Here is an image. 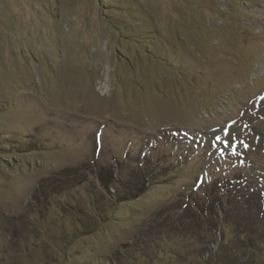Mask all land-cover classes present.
Returning <instances> with one entry per match:
<instances>
[{"label": "rangeland", "instance_id": "obj_1", "mask_svg": "<svg viewBox=\"0 0 264 264\" xmlns=\"http://www.w3.org/2000/svg\"><path fill=\"white\" fill-rule=\"evenodd\" d=\"M92 163L110 189L73 187ZM213 186L245 214L167 264L225 241L264 264V0H0V264H144L142 223L175 203L204 226Z\"/></svg>", "mask_w": 264, "mask_h": 264}, {"label": "trees", "instance_id": "obj_2", "mask_svg": "<svg viewBox=\"0 0 264 264\" xmlns=\"http://www.w3.org/2000/svg\"><path fill=\"white\" fill-rule=\"evenodd\" d=\"M91 171H93L92 174L94 177V180L91 182V184L97 183V185H100L102 188L110 189L112 187L111 184L116 181L112 178L113 176H111V174L104 175L103 172L95 165V163H92L82 166L79 165L73 168L72 174L73 176H75V180L77 182V184H73V187L81 186L85 182V179L83 177L81 179L79 178V176L84 175L83 172ZM64 172L68 173L67 170H64ZM64 175L65 173L63 174V176ZM137 175L138 173L133 174L130 182H123L120 179V181L117 183V186L121 188L124 185V187L126 188V191H121V194L132 191V194H127V197L136 199L145 193L146 187L143 181V176L140 177L138 183L134 182L139 178L137 177ZM116 179H119V177H117ZM133 182L136 186L131 189L129 187ZM217 190L218 188L213 186L209 191V195H207L212 199L209 205L210 211L212 210L214 212V216L210 220L203 221L204 226L198 224L199 219L196 215H191L192 213L190 214V208L182 205L177 206L175 203H170L169 205L163 207L152 217L151 220L142 223L139 231L136 233L135 239L133 240L135 244L133 248L137 249V251L141 253V255L138 258L136 256H133V261L135 262L138 260H142L141 262L144 264H167L170 259L178 260L183 258L184 255L177 250L178 244L176 243V239L178 238L189 239L197 244V247L193 248L194 252L193 250H188L186 252L187 254H197L200 257L204 258L206 256V251L210 249V245L216 243L213 229L217 224L220 223V221H222L223 224L225 220L230 217L229 209H232V207L236 205V207H238V209L245 214V209L247 207L246 200L243 199L241 201L242 198L240 196L238 197L240 199H238L236 202L233 200L230 194V189H227L228 192L225 191L223 193L221 192V189H219V191ZM181 197L184 196L181 195ZM253 198L254 196H252L250 200L253 201ZM258 207L259 206H256V208ZM195 208L198 209V206H195ZM253 217L254 218L252 219L255 222V226H262V224H264V222H262V219L264 220V216L260 217L255 213ZM200 228L205 229V232L203 234L197 232V230ZM240 228L246 231L249 229V225L247 223H241ZM249 239H252L251 242H253L252 237L248 236L247 240ZM225 243L227 242L225 241L220 244L217 253L214 254L213 260L214 262H217V264H225V262L228 263V261H232L231 263L234 264L235 261L240 260V258H236L235 260V255L234 253H232V251L225 254ZM113 256L114 259H117L116 254H114ZM243 262L244 264H248L249 260H245V258L243 257ZM203 263L204 262H200V264ZM206 263H208V261Z\"/></svg>", "mask_w": 264, "mask_h": 264}]
</instances>
